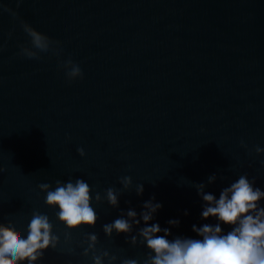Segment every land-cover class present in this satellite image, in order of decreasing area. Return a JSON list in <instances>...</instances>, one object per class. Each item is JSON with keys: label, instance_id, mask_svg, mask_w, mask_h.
Returning a JSON list of instances; mask_svg holds the SVG:
<instances>
[{"label": "water", "instance_id": "water-1", "mask_svg": "<svg viewBox=\"0 0 264 264\" xmlns=\"http://www.w3.org/2000/svg\"><path fill=\"white\" fill-rule=\"evenodd\" d=\"M0 5L17 13L13 18L0 7V222L10 220L24 234L33 210L48 215L60 240L41 264H92L94 255L103 264L126 258L144 264L143 221L111 236L102 225L127 219L130 207L139 219L143 201L154 197L162 207L153 221L170 229L169 239L196 238L193 224L214 221L200 217L194 184L204 182L205 191L218 195L246 173L264 189V153L254 152L264 148V0ZM21 20L63 50L61 61L77 62L83 79L68 82L53 60L17 55L28 43ZM123 176L131 178L127 187ZM76 178L99 193L92 200L97 221L69 231L38 185ZM109 187L115 207L106 199ZM89 232L98 239L85 254Z\"/></svg>", "mask_w": 264, "mask_h": 264}, {"label": "clouds", "instance_id": "clouds-1", "mask_svg": "<svg viewBox=\"0 0 264 264\" xmlns=\"http://www.w3.org/2000/svg\"><path fill=\"white\" fill-rule=\"evenodd\" d=\"M19 3V0H18ZM10 12L13 18L17 13L6 5H0ZM23 31L28 37L27 44L19 45L17 55L29 59H51L64 70L68 82L83 79L79 64L70 57L61 61L62 49L55 45L43 32L29 23L20 21ZM11 35V33H9ZM2 47V46H0ZM240 145L247 149L243 140ZM80 156L84 150L78 148ZM256 154L264 153V148L254 146ZM264 166V160L260 161ZM0 171H3L0 168ZM216 174L208 176L211 184ZM124 187L131 184L129 176L120 177ZM39 189L44 192V203L54 209L56 219L69 231L82 227H94L97 214L92 206L93 199H99V193L93 195L90 185L81 178L74 181H55V187L49 183H40ZM197 195L202 201L200 217L203 220L212 218L214 222L192 225L196 238L174 236L169 239L170 229L161 227L153 221V216L162 207L154 197L143 201L137 219V211L128 208L127 219L119 216L102 225L106 236L127 234L134 224L139 228V235L144 246L149 250L144 264H264V189L256 185L255 177L246 173L222 187L217 194L205 191V183L194 184ZM143 193V185L137 184L136 194ZM108 203L115 207L118 197L109 187L105 190ZM187 215V210H185ZM168 225L176 226L179 219H169ZM228 230L225 231L224 229ZM97 235L89 232L87 236L88 250L95 246ZM60 237L53 231V225L46 213L33 210L26 225L24 234H20L12 221L0 222V264H41L44 253L48 249H56ZM136 237H132L135 243ZM107 256V251L104 252ZM115 259V257H113ZM92 264H103L98 255L92 257ZM121 264H137L136 259L126 258Z\"/></svg>", "mask_w": 264, "mask_h": 264}]
</instances>
